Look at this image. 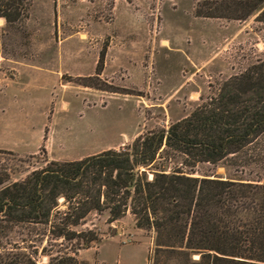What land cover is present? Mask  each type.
<instances>
[{
	"label": "rangeland",
	"instance_id": "1",
	"mask_svg": "<svg viewBox=\"0 0 264 264\" xmlns=\"http://www.w3.org/2000/svg\"><path fill=\"white\" fill-rule=\"evenodd\" d=\"M220 1L26 0L20 21L0 18V170L17 180L49 161L118 149L209 102L222 83L264 59L260 11L243 19L199 15ZM254 147L249 154L260 161L197 163L195 175L262 177L264 135ZM170 155L152 167L180 164ZM108 217L91 211L72 227L97 236L88 248L26 224L3 229L0 247L35 246L37 264L58 250L80 264H154L153 230L136 227L129 211Z\"/></svg>",
	"mask_w": 264,
	"mask_h": 264
},
{
	"label": "trees",
	"instance_id": "2",
	"mask_svg": "<svg viewBox=\"0 0 264 264\" xmlns=\"http://www.w3.org/2000/svg\"><path fill=\"white\" fill-rule=\"evenodd\" d=\"M25 3L0 0V18L9 25L20 21ZM213 3L218 4L213 11L207 5L199 15L243 19L260 11L258 20L264 21L261 0ZM263 135L264 59L222 83L209 102L166 130L77 160L49 161L17 180L0 170V223H6L0 224V238L15 224L48 226L51 238L88 248L97 236L76 234L73 226L91 211H107L109 222L129 211L136 227L154 232V264L170 257L176 264H264V176L224 179L194 172L197 163L216 164L230 156L260 161L249 152ZM171 153L180 164L152 167ZM33 249L0 247V264H37ZM48 255L46 264H80L70 252Z\"/></svg>",
	"mask_w": 264,
	"mask_h": 264
}]
</instances>
